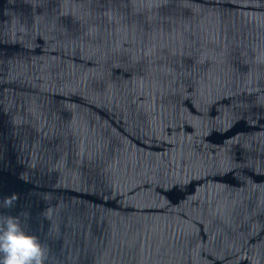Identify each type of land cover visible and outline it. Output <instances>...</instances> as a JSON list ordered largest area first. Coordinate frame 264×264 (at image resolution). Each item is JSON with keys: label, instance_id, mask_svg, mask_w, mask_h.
Masks as SVG:
<instances>
[{"label": "water", "instance_id": "95a60500", "mask_svg": "<svg viewBox=\"0 0 264 264\" xmlns=\"http://www.w3.org/2000/svg\"><path fill=\"white\" fill-rule=\"evenodd\" d=\"M9 215L46 264H264V0H0Z\"/></svg>", "mask_w": 264, "mask_h": 264}, {"label": "clouds", "instance_id": "9594fccd", "mask_svg": "<svg viewBox=\"0 0 264 264\" xmlns=\"http://www.w3.org/2000/svg\"><path fill=\"white\" fill-rule=\"evenodd\" d=\"M18 199V194L13 193L4 197L3 205L11 208ZM43 215L48 218L47 210ZM46 259L44 245L24 229L19 216H0V264H46Z\"/></svg>", "mask_w": 264, "mask_h": 264}]
</instances>
